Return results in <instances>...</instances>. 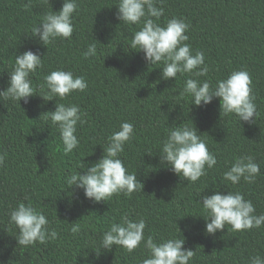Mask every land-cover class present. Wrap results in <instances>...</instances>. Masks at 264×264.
Wrapping results in <instances>:
<instances>
[{"label": "trees", "instance_id": "1", "mask_svg": "<svg viewBox=\"0 0 264 264\" xmlns=\"http://www.w3.org/2000/svg\"><path fill=\"white\" fill-rule=\"evenodd\" d=\"M117 2L78 0L72 37L47 46L32 36V28L46 12L59 11L64 0H0V89L8 86L16 55L30 49L41 55L43 65L30 75L37 94L27 102L0 98V154L5 155L0 165V264H142L148 255L143 244L131 253L116 245L101 248L103 233L125 214L146 221L145 239L184 238L183 247L195 251L189 264H249L257 253L264 257V225L244 231L226 225L210 235L199 216L205 214L199 200L216 191L239 192L253 202L257 215L264 214V0L158 2L164 14L157 23L183 19L186 43L193 54L204 53L208 67L205 76L178 73L168 80L161 77L163 62L150 65L143 51L130 48L139 25L117 18ZM92 43L96 55L86 57ZM59 69L84 77L88 86L45 101L44 77ZM241 69L252 81L259 113L254 123L234 114L221 116L220 98L196 106L190 96L179 95L188 78L215 85ZM57 103L78 104L85 114V123L77 125L79 145L67 155L58 128L44 114ZM124 121L133 124L134 133L120 158L142 184L131 196L119 193L94 202L67 179L102 158L108 137ZM181 123L196 127L217 157V164L196 182L162 164L157 152L168 128ZM245 154L260 166L255 181H222L223 172ZM19 202L43 211L58 238L19 246V230L9 222L10 210ZM75 223L81 226L77 234L71 232Z\"/></svg>", "mask_w": 264, "mask_h": 264}, {"label": "clouds", "instance_id": "2", "mask_svg": "<svg viewBox=\"0 0 264 264\" xmlns=\"http://www.w3.org/2000/svg\"><path fill=\"white\" fill-rule=\"evenodd\" d=\"M158 2L162 3L163 0H118L116 3L117 18L123 24L139 25V29L131 37L130 48L143 51L144 59L150 65L163 62L162 79L176 78L178 73L205 76L208 67L205 65L204 53L196 51L193 54L190 44L186 43L189 40L186 35L188 24L177 17L168 19L165 24L157 23L164 14V8L157 6ZM77 9L78 0H64L59 11L52 10L41 17L39 23L32 28V36L38 37L39 42L47 46L57 38L70 39L73 34V14ZM96 52L97 46L92 43L88 45L84 55L92 57ZM42 66V58L38 52L29 49L16 55L8 86L0 89V98L19 103L23 99L27 102L37 94L30 75ZM44 80L48 93L41 96L45 101L64 99L73 92H83L88 86L84 77L75 76L73 72L63 69L51 71L45 75ZM251 84V77L246 70H234L226 78L219 79L215 85L207 80L201 82L188 78L179 95L190 96L192 104L196 106L207 105L214 98H220L221 116L234 114L241 122L254 123L253 118L256 119L259 113ZM44 114H47L45 119L58 128L64 153H71L79 145L77 125L85 123V114L80 106L57 103L54 111ZM133 133L132 123L121 122L119 129L108 137V146L104 148L102 158L91 166L82 165L80 169L86 171L70 175L67 184L83 189L85 197L94 202L109 201L114 194L119 193L131 196L142 183L136 174L127 171L120 153L124 151V145L132 138ZM157 152L162 164L170 166L174 173L189 182H196L207 174V169L217 164L216 155L209 151L198 129L184 123L168 128L166 138ZM4 160L5 155L0 154V165ZM259 174V164L254 162L251 155L245 154L238 156L231 167L223 172L222 181L238 184L243 179L247 183H253ZM199 203L205 213L199 216L206 220L207 234L214 235L226 225H230L234 231L264 225V214L257 215L253 202L245 199L239 192L229 191L224 194L216 191L211 195H203ZM9 222L19 230L16 235L19 246L27 247L37 241L43 244L58 238V232L50 226L44 212L30 202H19L12 208ZM80 227L79 223L73 224L71 232L77 234ZM145 228L144 219L133 220L125 214L120 223L111 224L103 233L101 248L111 250L116 245L131 253L143 244L148 255L142 264H189L194 257L195 251L183 247L184 238L170 237L159 242L152 236L145 239ZM249 264H264V257L257 253L249 258Z\"/></svg>", "mask_w": 264, "mask_h": 264}]
</instances>
